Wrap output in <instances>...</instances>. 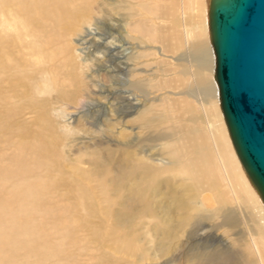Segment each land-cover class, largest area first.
<instances>
[{"label":"rangeland","instance_id":"1","mask_svg":"<svg viewBox=\"0 0 264 264\" xmlns=\"http://www.w3.org/2000/svg\"><path fill=\"white\" fill-rule=\"evenodd\" d=\"M89 4L91 7L89 5L88 12L84 11L79 19L82 21L85 16H91L90 27L97 28L94 39L107 36L118 39L121 25L119 21L122 17L119 16L121 11L116 0H98L96 4ZM84 5L82 3L81 7L78 6L80 12ZM208 32L210 34V29ZM75 34L66 39H71L77 50L75 53L79 54V50L90 53L95 46L93 38H85L84 30L80 39V34ZM25 45V39L19 40L16 49L22 50ZM28 45L30 54L25 56L18 51L10 55L11 63L1 62L3 67L17 65L23 71L16 79L13 75L3 76L0 73V167L4 171L0 173V213L17 215L19 211L22 221L32 225V233L21 241L0 244V264H188L191 261L189 257L193 259L192 255L195 260L199 258L198 254L223 256L225 252V256L234 258L242 253L241 243L232 242V239L243 236L244 241L254 233L256 223L259 226L257 220L256 223L249 222L251 213L244 207L242 211L238 207L226 211L225 215L228 213L233 223L231 226L235 228L226 229L225 236L222 229L216 227L220 220L202 223L213 224V228L203 235L196 231L185 236V231L181 232V221L170 210L168 202L169 194L181 193L183 188L178 183L176 185L168 175L158 185L149 183L148 189L145 188L140 197L130 196L126 192L124 200L116 197L117 185L121 182L117 181L119 178L109 187L107 185V199L100 197L94 189L96 183L88 180L75 182L69 173L70 167L66 166L77 156L81 157L80 161L83 160L79 165L77 163L78 167L98 174L106 169L119 173V165L126 161L128 166L136 164L139 158L136 151L130 153L129 158L125 157L126 161L123 162L121 151L125 148L120 144L135 140L137 135L142 140L137 143L139 149L145 150L144 145H148L152 147V153H163L162 157L169 158V153L175 147L174 141L169 137L174 139L175 134H179L178 126L174 127L172 124V118L188 121L190 115L181 117L179 108L178 113L177 110L172 113L166 103L160 109L156 107L158 102H155L153 113H150L152 121L144 127L141 121L135 119V115L128 117L132 109H129L122 96H117L123 77L114 67L120 61L114 53H110L107 58L109 63L94 64L93 70L98 71L96 76L84 67L82 71L78 58L72 65L67 64L58 52L60 43L53 45L54 51H57L54 60L48 57L46 49H40L37 44ZM107 65L111 70L109 75L105 74ZM117 66L122 70L119 64ZM160 67L164 66L159 62H152L150 67L151 72L157 75L153 81L156 86L152 90L154 92L157 89L163 90L164 81L168 82L172 76L170 70L160 72ZM91 76L96 87L89 82ZM135 84L136 90L148 92L144 83ZM136 94L142 95L139 92ZM161 112L168 116L162 117ZM38 144H41L43 151H39V164L35 167L31 161L23 159L22 155H30ZM16 148L22 149L20 155L15 151ZM79 151L86 152V155L81 156ZM175 156L179 157L178 153ZM93 160L96 162L92 163ZM49 163H52V171L40 172L39 178L38 168L43 169ZM30 167L36 173L30 175ZM7 177L13 183L9 182V188L4 192ZM17 177L18 181H15ZM14 185L17 188L12 189ZM30 188L32 192L27 190ZM129 188L128 186L127 189ZM41 190L44 193L40 195ZM27 195H30L27 201L22 199ZM120 203L123 204L122 207L119 206ZM36 204V212L30 211ZM110 205L111 216L105 219L101 215L102 210ZM47 208L55 211L53 215L43 214ZM116 219L121 227L119 233L134 240L137 247L131 260L114 254L113 246V250L107 246L110 244L107 241L108 233ZM246 225L250 227L247 228ZM33 240L39 242L30 249L27 244H31ZM185 241L187 243L181 249V243Z\"/></svg>","mask_w":264,"mask_h":264},{"label":"bare ground","instance_id":"2","mask_svg":"<svg viewBox=\"0 0 264 264\" xmlns=\"http://www.w3.org/2000/svg\"><path fill=\"white\" fill-rule=\"evenodd\" d=\"M97 1L0 0V73L3 76L13 75L15 79L20 76V72L23 71L21 68L18 69L20 66L3 67L1 62L11 63L10 55L18 51L24 53L25 56L30 54L28 43L33 46L37 44L42 50L46 49L51 60L55 59L57 52L54 51L53 45L60 43L58 52L67 64L72 65L78 58L81 61L79 68L82 71L85 68L96 76L98 71L93 70L94 64L109 63L107 58L111 55L110 53H114L118 61L120 60L117 65L119 64L122 70L118 69L117 65L114 67L123 77L122 85H118L122 91L120 90L117 96L119 98L122 96L129 109H132L128 117L135 115V119L141 121L145 127L152 121L150 113H153L155 102H158L156 107L160 109L166 103L172 113L176 110L178 113L179 108L181 117L186 115L190 117L188 121L185 119L178 121V117H171L174 119L173 126H178L179 134H175L174 139L169 137L174 141L175 146L169 153V158L162 157L163 153H152V147L143 143L146 149H139L137 143L142 140L137 135L135 140L120 144L122 148H125L121 151L123 162L126 161L125 157L129 158L130 153L133 154V151H136L139 157L136 164L128 166L126 161L119 165V173L115 174L106 169L98 174L78 167L83 160L80 161L81 157L77 156L66 166V168L70 167L69 173L75 182L88 180V182L96 183L94 189L98 191L100 197L107 199L109 197L107 185L109 187L119 178L117 181L121 182H118L116 197L124 200L126 192L130 196L140 197L149 183L158 185L168 175L175 184L178 183L183 188L181 193L169 194L168 202L170 210L181 221V232L185 231V236L189 232L196 231L203 235L213 228V224L203 225L202 223H214L218 220L220 222L216 227L222 229L225 236L226 229L228 230L233 225L228 213L225 215L226 211L232 207H238L242 211L244 207L251 213L249 222L252 224L257 220L259 226L256 223L254 233L248 235L244 241L243 236L231 238L232 242L241 243L242 253L234 258L225 256V252L223 256L198 254L199 258L195 260L192 255L193 259L189 257L191 261L188 264H264V202L239 161L220 108L215 81V57L208 32L210 0H116L121 11L119 16L122 17L119 21L121 25L118 39L111 38V36L94 39L97 36V28L90 27L91 16L87 15L80 21L79 16H82L84 11L88 12L89 5L91 7L89 3L96 4ZM82 3L85 5L80 12L78 6L81 7ZM74 33L80 34L79 39L82 38V34L85 38H93L95 46L90 53L86 54L84 50H79V54L75 53L77 50L73 47L71 39L66 40ZM108 38L111 40L107 41ZM22 39L27 41V45L22 50L16 49L19 40ZM152 62H159L164 66L162 67L164 69L160 67V72L165 73L170 70L172 75L168 82L164 81L165 88L157 89L155 92L152 91L156 87L153 81L156 80L157 75L151 72ZM107 66L105 74L109 75L111 70L109 65ZM155 70L157 71V68ZM90 78V84L96 87L93 77ZM136 82L144 83L148 92L142 93L141 90H136ZM137 92L142 95L138 96ZM157 93L159 95H156ZM1 103L6 102L1 101ZM160 115L168 116L163 112ZM165 136L168 135L165 134ZM35 148L36 150H33L30 155L24 154L22 157L31 161L36 167L39 164L37 155L43 150L41 144ZM15 151L20 155L22 149L16 148ZM80 153L81 156L86 155V152ZM177 153L179 157H174ZM93 162L96 161L93 160ZM1 169L0 167V173H4ZM48 171H52V163L46 164L43 169L38 168L37 175L40 178V172ZM34 173L36 171L30 167L29 174ZM7 180L4 192L8 190L9 182L13 183L8 177ZM15 181H18V177ZM128 186L129 189H127ZM15 188L17 185L12 186V189ZM27 190L32 192L31 188ZM42 191L44 190L39 192L40 195L44 193ZM120 193H122L121 197ZM29 196L22 199L27 201ZM112 205L102 210L103 218L108 219L111 216ZM37 206L38 204L34 205L30 211L36 212L34 208ZM119 206L122 207L123 204L120 203ZM54 212L47 208L43 214L53 215ZM81 212L84 211L81 210ZM21 213H23L22 210ZM71 215L73 216L74 213ZM246 227L249 228L250 225ZM0 231L2 232L0 244H11V241H21L30 235L32 225L22 221L19 211L17 215L0 213ZM120 231V223L116 219L113 228L108 233L107 241L110 244L107 246L111 249L113 246L114 254L131 260L137 247L134 240L121 235ZM43 238L46 239L45 236ZM38 242V240H33L27 246L33 249ZM186 243L187 241L181 243V249Z\"/></svg>","mask_w":264,"mask_h":264},{"label":"water","instance_id":"3","mask_svg":"<svg viewBox=\"0 0 264 264\" xmlns=\"http://www.w3.org/2000/svg\"><path fill=\"white\" fill-rule=\"evenodd\" d=\"M208 17L220 108L264 202V0H210Z\"/></svg>","mask_w":264,"mask_h":264}]
</instances>
